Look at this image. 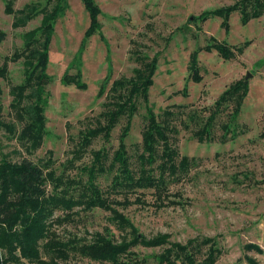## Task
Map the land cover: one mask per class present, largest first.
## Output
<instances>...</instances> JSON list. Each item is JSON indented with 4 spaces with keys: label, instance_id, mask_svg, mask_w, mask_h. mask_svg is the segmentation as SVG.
I'll return each mask as SVG.
<instances>
[{
    "label": "rangeland",
    "instance_id": "374dc122",
    "mask_svg": "<svg viewBox=\"0 0 264 264\" xmlns=\"http://www.w3.org/2000/svg\"><path fill=\"white\" fill-rule=\"evenodd\" d=\"M100 8L98 33L85 41L79 55L89 17L81 0H67L63 15L56 19L49 45L48 84L45 108L47 135L40 148L28 153L15 136L0 128V155L12 160L28 158L35 163L52 159L57 174H80V167L91 161L90 149L105 146L111 152L118 145V135L125 119L111 132L109 141L95 139L84 156L68 163L71 150L80 130L95 125L96 116L103 110L105 95H98L99 86L107 75L108 59L112 67L110 82L122 75L130 76L137 65L135 53L156 57L157 68L149 89V103L155 113L166 107L174 111L172 123L176 129L172 142L179 155L194 159V165L179 182L169 185L164 201L156 200L153 190L129 194L128 200L116 196L113 203L119 214L138 234L153 237L168 236V241L186 244L188 240L201 242L202 253L211 243L220 249L214 264H264V16L242 24L238 12L229 15V30L221 27V18L209 17L202 22L206 10L232 4L238 0H94ZM13 8L35 3L42 8L46 0H12ZM52 5H48L51 8ZM43 13L25 26L13 27V15L5 12V0H0V65L6 56L23 44V34L40 25ZM104 37V39L101 38ZM214 37L231 46L247 44L235 51L231 59L221 58L216 51H200L197 55L202 80H187L190 53ZM79 55V57H78ZM80 61V64H78ZM80 65L85 89L64 85L60 78L66 71L75 73ZM22 59L8 61V75L0 79V120L13 123L16 130L21 124L9 109L11 85L24 78ZM249 90L236 121L237 135L225 142L220 124L226 114L217 119L213 138L198 141L193 132L200 119L208 114L217 96L232 82L245 78ZM186 89L183 90V87ZM198 116H195V114ZM145 107L141 103L133 116L125 143L132 159L141 150V130ZM203 119V118H202ZM234 126V125H233ZM235 127V126H234ZM68 165L70 167H68ZM73 166V167H71ZM82 177H85L82 174ZM109 178L101 175L97 183L107 189ZM114 196V195H113ZM139 196V201L135 197ZM72 221L55 224L56 237L79 243L92 240L95 232L110 236L113 241L130 240V226H119L109 209L75 208ZM62 215L57 211L55 216ZM163 246L136 245L124 256L131 264H155L154 255ZM203 257V256H201ZM63 264H110L98 262L70 251Z\"/></svg>",
    "mask_w": 264,
    "mask_h": 264
},
{
    "label": "trees",
    "instance_id": "16d2710c",
    "mask_svg": "<svg viewBox=\"0 0 264 264\" xmlns=\"http://www.w3.org/2000/svg\"><path fill=\"white\" fill-rule=\"evenodd\" d=\"M81 2L88 13L89 24L84 31L79 55L86 39L98 33L101 27V11L97 3L94 0ZM49 4L51 8H48ZM67 5V0H46L45 5L39 9L35 3L14 9L12 0H5V12L14 17L13 27L25 26L39 12L43 13L40 25L23 34L22 47L6 56L0 65V79L8 75V61L22 59L25 67L23 80L9 88V109L21 124V129L17 131L13 123L1 120L0 128H5L8 134L15 136L28 153L40 148L47 135L44 113L47 104L46 88L52 81V76L46 71L48 48L56 19L63 15ZM232 12H238L241 23L246 24L251 19L264 16V0H238L206 10L200 18L202 22L209 17L221 18V27L227 32L228 18ZM3 36L4 32L0 30V40ZM101 38L104 39L103 36ZM246 44L236 47L211 37L208 43L190 53L187 80H202L197 59L200 51L214 50L221 58L231 59L235 57V51L240 53ZM133 59L137 65L133 67L131 75H122L111 82L112 67L108 59L107 75L98 91V95H105L103 110L96 116L95 125H88L79 131L68 163L72 165L74 160L81 159L95 139L109 141L112 130L122 119H125V124L118 135V145L112 152L105 146L90 149L91 161L80 167L81 175L70 176L64 172L57 174L52 168L50 157L35 163L28 158L15 161L7 154L0 155V264H63L69 258L70 251L98 262L131 264L124 256L130 254L132 247H157L164 244L168 246L154 255L155 264H214L216 261L220 249L213 243L202 253V246L209 243L210 238L196 243L195 240H188L186 244H181L168 241L165 234L145 237L138 234L123 215L112 208L113 203H121L116 196H121L125 202L129 194L147 189L153 190L155 199L162 203L168 195L169 185L181 181L194 165V159L179 155L171 140L176 131L172 123L174 111L166 107L161 113H155L149 103V89L157 68L156 57L135 53ZM261 63L264 64V60ZM60 81L78 89L87 87L82 80L80 65L75 73L64 72ZM248 90L249 82L245 78L229 84L207 108L208 114L200 119L201 123L193 136L200 142L211 140L217 119L221 114H226L227 120L220 124L223 131L220 138L225 142L230 134V139H234L237 135L236 121ZM141 103L145 107L141 150L132 159L125 138ZM260 136L264 137V129ZM101 175L110 177L107 189L97 183ZM135 200L139 201V196ZM75 208L111 210L117 225L130 226L132 238L115 242L110 236L95 232L92 240L79 243L56 237L52 227L64 221H72ZM57 211H61L62 215L55 216Z\"/></svg>",
    "mask_w": 264,
    "mask_h": 264
},
{
    "label": "water",
    "instance_id": "95a60500",
    "mask_svg": "<svg viewBox=\"0 0 264 264\" xmlns=\"http://www.w3.org/2000/svg\"><path fill=\"white\" fill-rule=\"evenodd\" d=\"M249 76H250V73H248V74L245 76V79H247Z\"/></svg>",
    "mask_w": 264,
    "mask_h": 264
}]
</instances>
